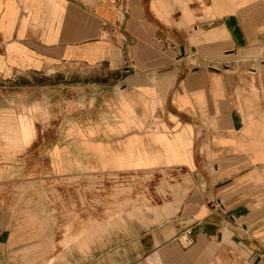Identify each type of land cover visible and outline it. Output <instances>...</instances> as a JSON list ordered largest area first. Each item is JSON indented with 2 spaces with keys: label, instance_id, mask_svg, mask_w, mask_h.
Instances as JSON below:
<instances>
[{
  "label": "crops",
  "instance_id": "0c3cea01",
  "mask_svg": "<svg viewBox=\"0 0 264 264\" xmlns=\"http://www.w3.org/2000/svg\"><path fill=\"white\" fill-rule=\"evenodd\" d=\"M259 70L264 0H0V81L28 88L0 105V264H215L224 240L264 264ZM42 153L57 176L164 179L133 206L141 223L119 213L52 253L15 232L16 193L47 192L15 183Z\"/></svg>",
  "mask_w": 264,
  "mask_h": 264
},
{
  "label": "rangeland",
  "instance_id": "374dc122",
  "mask_svg": "<svg viewBox=\"0 0 264 264\" xmlns=\"http://www.w3.org/2000/svg\"><path fill=\"white\" fill-rule=\"evenodd\" d=\"M258 73L263 76L264 70H259ZM261 74L257 79L259 80L257 82L258 88H253V86L251 88L253 89L252 92H255V96L262 97L264 81ZM26 78L19 76L16 81H0V105L7 104V101L12 99L13 91L28 90V88L21 87ZM32 80V84H38L40 81L34 76H32ZM24 156L28 161L34 160L33 149L27 151ZM36 158L32 171L19 177L15 183L30 185L32 190L34 185L47 186L48 189L44 193H16L15 212L19 216L16 218L18 224L15 226V232L16 234L25 232L27 235L32 234L35 239H46L52 253L55 249L65 248L70 244L65 245L64 238L66 236H76L80 232L90 230L97 225H102L105 228L94 234L96 238L108 235L110 229L119 228L118 225L108 224L111 219H117L116 215L119 213L127 219V222L132 223V226L136 220L141 223V219L130 213L133 206L139 205L142 197H145L149 204L155 203L157 199L155 195L153 198L151 197L154 194L151 190L153 185H156L158 181L162 182L164 179L161 176L157 178L152 172H124L116 175L101 172H89L87 174L85 172L83 175L57 176L50 170L43 153ZM163 182L166 184L165 180ZM24 195H28V197L23 201ZM33 197H35L34 200ZM30 206L31 209H28ZM87 233L83 235L85 236ZM50 258H54L55 261H62L55 256H19L13 259L14 264H48ZM212 261L215 264H247V256L236 245L224 240L213 252Z\"/></svg>",
  "mask_w": 264,
  "mask_h": 264
},
{
  "label": "built area",
  "instance_id": "2783aa9c",
  "mask_svg": "<svg viewBox=\"0 0 264 264\" xmlns=\"http://www.w3.org/2000/svg\"><path fill=\"white\" fill-rule=\"evenodd\" d=\"M178 241L181 244V246L184 248L192 246L194 244V239L191 235V229L186 228L183 231H181L178 235Z\"/></svg>",
  "mask_w": 264,
  "mask_h": 264
}]
</instances>
